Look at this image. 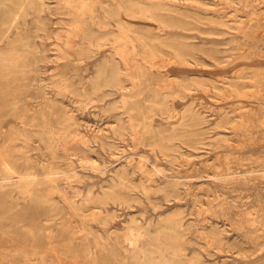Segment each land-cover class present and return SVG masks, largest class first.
I'll return each mask as SVG.
<instances>
[{"label": "rangeland", "instance_id": "374dc122", "mask_svg": "<svg viewBox=\"0 0 264 264\" xmlns=\"http://www.w3.org/2000/svg\"><path fill=\"white\" fill-rule=\"evenodd\" d=\"M82 1L87 5H80ZM138 1L157 4V18L139 17L134 25L121 28L112 11L117 0H44L41 10L31 0H0V21L13 23L8 35L19 39L16 53L24 57L0 61V126L22 129L21 138L13 141L15 147L11 144L12 179L31 181L26 191L18 185L0 188V231L18 234V242L28 237L27 228H33L39 239L49 238L34 255L12 251L10 238L0 264H49L53 259L52 264H136L147 248H156L168 259L183 258L188 264H264V82H259L260 78L264 81V0ZM253 12L259 13L257 20L251 19ZM119 17L128 19L124 11ZM237 19L253 26V33H246ZM122 31H126L125 38L113 42L125 35ZM95 33L113 39L95 48L89 41V34ZM118 45L125 48L123 52ZM7 46L0 41V50ZM36 47L45 49L43 61H33ZM252 51L256 56H249ZM112 52L123 71L137 64L145 68L136 83L126 79L124 88L116 87L106 82L108 74L97 77L98 66ZM3 71L11 74L3 77ZM173 90H179L180 97L164 98ZM122 96L127 98L125 106ZM116 100L117 108H111ZM25 109L27 115L45 116L46 124L25 125L16 116ZM44 131L57 136L50 142ZM2 168L0 164V176ZM143 171L150 175L144 172V176ZM75 206L82 207V212ZM133 216L137 222L126 229ZM178 219L183 222L181 233ZM67 223L82 237L71 238L65 230ZM208 229L218 230V236ZM211 235L218 237L215 243ZM177 245H181L179 251Z\"/></svg>", "mask_w": 264, "mask_h": 264}, {"label": "bare ground", "instance_id": "6f19581e", "mask_svg": "<svg viewBox=\"0 0 264 264\" xmlns=\"http://www.w3.org/2000/svg\"><path fill=\"white\" fill-rule=\"evenodd\" d=\"M32 2H33V4H35V7H36V9H38V10H41L42 9V6L45 4V2H44V0H31ZM86 1H88V0H86ZM186 1V0H185ZM192 1V0H191ZM199 1V0H198ZM241 1V0H240ZM243 1V0H242ZM246 1V0H245ZM117 4L116 5H114L113 7H112V11H113V14H114V16L116 17V20H117V22H118V24L121 26V28L123 27H125L126 26V24H130V25H134L135 24V22H137L138 20H140L139 19V17H144V18H152V19H154V18H157L156 17V14L154 13V9H156V7L158 6L157 4H155V5H145L144 3L142 4L140 1H138V0H117ZM174 2V1H173ZM229 2V1H228ZM232 2V1H231ZM66 3H68V2H66ZM82 4H80V5H87L86 4V2H84L83 3V1L81 2ZM161 3V2H160ZM254 3V2H253ZM92 4V3H91ZM104 4V3H103ZM199 4V3H198ZM201 4V3H200ZM247 4V3H246ZM74 5V4H73ZM47 6V5H46ZM167 6V5H166ZM79 7V6H78ZM77 7V8H78ZM87 7V6H86ZM173 7V6H172ZM82 8V7H81ZM81 8H79V11H80V9ZM184 8H185V6H184ZM68 9V8H67ZM76 9V8H75ZM83 9V8H82ZM172 9V8H171ZM173 10H174V8H173ZM83 11V10H82ZM81 11V12H82ZM121 11H124L125 12V15H126V17L128 18V19H123V18H120L119 17V13H121ZM165 12V11H164ZM175 12V11H174ZM180 13V12H179ZM222 13V12H221ZM235 13V12H234ZM62 14V13H61ZM69 14V13H68ZM70 14H73V13H70ZM217 14V13H216ZM262 14V13H261ZM258 15H259V13H257V12H253V14L251 15V19H253L254 20V18L256 19V18H258ZM17 16V15H16ZM162 17V16H161ZM226 17V16H225ZM224 17V18H225ZM263 17H264V15H263ZM221 18V17H220ZM250 18V17H249ZM241 19V18H240ZM240 19H237V21H238V24H239V26L241 27V28H243L244 29V31L246 32V33H248V32H252V31H254L251 27H253V26H251V25H246V24H244V21L243 20H240ZM49 20V19H48ZM252 20V21H253ZM257 20V19H256ZM39 22H41L40 20H39ZM69 22V21H68ZM116 22V21H115ZM250 22V21H249ZM163 24H164V22H162ZM181 23H183V22H181ZM219 23V22H218ZM233 23H235V22H233ZM222 24V23H221ZM225 25H226V23H224ZM74 25V24H73ZM165 25V24H164ZM230 27H231V25L230 24H228ZM227 25V26H228ZM253 25V24H252ZM12 26H13V23H11L10 21H0V41H4V42H6V43H8V48L7 49H5V51H3V50H0V61H21V60H23V56L22 55H20V54H18V53H16V51H17V47H16V43L19 41V39L18 38H11L10 39V37H9V35H8V33H9V31L11 30V28H12ZM183 26V25H182ZM181 26V27H182ZM71 27V26H70ZM169 27V26H168ZM76 28V27H75ZM104 28V27H103ZM165 28V27H164ZM233 28V27H232ZM60 29V28H59ZM233 29H236V28H233ZM255 29H256V27H255ZM51 30V29H50ZM61 30V29H60ZM119 30H122V29H119ZM261 30V29H260ZM67 31V30H66ZM66 31H64V33L66 32ZM124 31V30H123ZM121 32V33H126V31L125 32ZM130 31V30H129ZM128 31V32H129ZM237 31V30H236ZM264 31V30H263ZM56 32V31H55ZM53 33V34H56V33ZM111 32V31H110ZM134 32V31H133ZM165 32V31H164ZM260 32H262V31H260ZM259 32V33H260ZM59 33V32H58ZM57 33V34H58ZM67 33H68V35H67ZM135 33H137V32H135ZM201 33V32H200ZM239 33V32H238ZM246 33H244V34H246ZM253 33V32H252ZM56 34V35H57ZM67 36H69V32H66L65 33ZM141 34V33H140ZM220 34V33H219ZM243 34V35H244ZM256 34V33H255ZM56 35H54V36H56ZM142 35V34H141ZM145 35V34H144ZM248 34H246V35H244V36H247ZM257 35L259 36V34L257 33ZM58 36V35H57ZM61 36V35H60ZM116 36V35H115ZM125 36H126V34L125 35H119V36H116V38H114V40H113V42H118L119 41V39L121 40V39H124L125 38ZM163 36V35H162ZM219 36V35H218ZM251 36V37H250ZM249 38H252V35H249L248 36ZM247 37V38H248ZM57 38V37H56ZM69 39H70V36L68 37ZM147 38V37H146ZM255 39L257 38V39H259L258 37H254ZM23 39V38H22ZM67 39V38H66ZM65 39V41L67 42V40ZM113 38L112 37H110L109 36V34H106V33H95V34H89V41L94 45V47L96 46V47H104V46H106L107 45V41H109V40H112ZM150 39V38H149ZM152 39H155V37L154 38H152ZM158 39H160V38H158ZM161 39H162V37H161ZM59 40V39H58ZM131 40H132V37H131ZM141 40H142V38H141ZM167 40V39H166ZM232 40V39H231ZM63 41V40H62ZM61 41V42H62ZM235 41H236V39H235ZM64 42V41H63ZM65 42V45H67V43ZM126 42H128V41H126ZM231 42H233V41H231ZM230 42V43H231ZM110 43H112V42H110ZM134 43V42H133ZM228 43V42H227ZM10 44V45H9ZM52 44H54L55 45V43H52ZM92 44H91V46H92ZM164 44V43H163ZM166 44V43H165ZM168 44V43H167ZM56 45H58V44H56ZM55 45V46H56ZM148 45V44H147ZM179 45V44H178ZM213 45V44H212ZM53 46V45H52ZM59 46V45H58ZM68 46V45H67ZM70 46V45H69ZM72 46V45H71ZM91 46H89V51H94L93 50V48L91 47ZM167 46V45H166ZM169 46V45H168ZM173 46H175L174 44H173ZM216 46V45H215ZM95 47V48H96ZM113 47H115V46H113ZM118 48H120L119 47V45L117 46ZM134 47V46H133ZM145 47H146V45H145ZM171 48H172V46H170ZM238 47V46H237ZM239 47H241V46H239ZM238 47V48H239ZM135 48V47H134ZM155 48V47H154ZM154 48L152 47V51H154L153 53L155 54V50H154ZM59 49V48H58ZM101 49V48H100ZM113 49H115V48H113ZM121 49V51H122V49H125V48H123V47H121L120 48ZM119 49V50H120ZM173 49V48H172ZM176 49V48H175ZM174 49V50H175ZM235 49V48H234ZM241 49V48H240ZM245 49V48H244ZM248 49V48H247ZM252 49V48H251ZM251 49H248V50H246V51H250ZM254 49V48H253ZM48 50V49H47ZM118 49H116V54H117V52H119V51H117ZM178 50V49H177ZM239 50V49H238ZM44 51H45V49H43V50H40L39 48H37L36 47V54H35V57L33 58V61H43L46 57H45V54H44ZM87 51V50H86ZM120 51V52H121ZM161 51V50H160ZM234 51V50H233ZM232 51V52H233ZM237 51V50H236ZM241 51V50H240ZM242 51H244V50H242ZM258 51V50H257ZM123 52V51H122ZM162 52V51H161ZM160 52V53H161ZM175 52H177V51H175ZM201 52V51H200ZM235 52V51H234ZM233 52V53H234ZM253 52V53H252ZM252 52H250L249 53V56H250V54H255V52L254 51H252ZM153 54V55H154ZM176 54H178V55H180L179 53H176ZM225 54V53H224ZM243 54V53H242ZM119 55H121V54H119L118 53V56ZM166 55V54H165ZM183 55V54H182ZM238 55V54H237ZM150 56V55H149ZM169 56V55H168ZM170 56H172L171 55V53H170ZM169 56V57H170ZM184 56V55H183ZM188 56H190V55H188ZM210 56V55H209ZM242 56V55H241ZM247 56V55H246ZM255 56H256V54H255ZM261 56V55H260ZM55 57V56H54ZM120 57V56H119ZM208 57V56H207ZM236 57V56H235ZM234 57V58H235ZM121 58H122V56H121ZM155 58V57H154ZM153 58V59H154ZM232 59V60H235V59ZM244 58H247V57H244ZM59 59V58H58ZM61 59V58H60ZM59 59V60H60ZM185 59V58H184ZM193 59V58H192ZM223 59V58H222ZM230 59V58H229ZM236 59L238 60V57H236ZM242 59V58H241ZM248 59V58H247ZM61 60H64V59H61ZM135 60H137V59H135ZM160 60V59H159ZM166 60H169L170 61V59L169 58H167ZM172 60H173V57H172ZM171 60V61H172ZM187 60V59H186ZM218 60V59H217ZM228 60V59H227ZM231 60V59H230ZM231 60V61H232ZM236 60V61H237ZM102 61H104V62H102L99 66H98V69H97V77L98 78H100L103 74H108V77H107V79H106V82L108 83V84H110V85H114V86H116V87H123V82H124V80H126V79H128V80H130V82H132L133 84L134 83H136V81H137V79H138V76H139V74L141 73V72H143V69H145V68H142V66H141V64H137V65H135L134 66V68H127L125 71H123L122 69H121V67L119 66V64H118V62H117V59L115 58V56H114V53L112 52V54H111V57L110 58H105L104 60H102ZM124 61V60H123ZM133 61V60H132ZM155 61V60H154ZM162 61V60H161ZM219 61H222V60H219ZM224 61H226V60H224ZM137 62V61H136ZM163 62V61H162ZM186 62H188V61H186ZM190 62V61H189ZM206 62V61H205ZM204 62V63H205ZM227 62V61H226ZM124 63V62H123ZM133 63H134V61H133ZM215 63H218V62H215ZM222 64H224V63H222ZM221 64V65H222ZM125 65H128V63H126ZM150 65H151V63H150ZM193 65V64H192ZM219 65V64H218ZM228 65V64H227ZM22 66V65H21ZM152 66H153V64H152ZM211 66V65H210ZM216 67V66H215ZM243 67V66H242ZM246 67V66H245ZM253 67L254 66H252V68L251 69H253ZM153 68V67H152ZM255 68V67H254ZM260 68V67H259ZM160 69H161V66H160ZM250 69V70H251ZM261 69V68H260ZM264 69V68H263ZM240 70V69H239ZM247 70V69H246ZM235 71V70H234ZM249 71V70H248ZM254 71L256 72V70L254 69ZM257 71H261V70H257ZM262 71H264V70H262ZM262 71H261V73H262ZM3 72H5V73H2V75H3V77H5V76H9V74H11V71H3ZM13 72V71H12ZM242 72V71H241ZM244 72V71H243ZM245 73V72H244ZM244 73H243V75H244ZM250 74V73H249ZM252 74H254V73H252ZM257 74V73H256ZM258 75H260V74H258ZM263 75V74H262ZM169 76V75H168ZM236 76V75H235ZM241 76V75H240ZM250 76V75H249ZM253 76V75H252ZM254 76H255V74H254ZM257 76V75H256ZM264 76V75H263ZM234 77V76H233ZM244 77H245V75H244ZM259 77H261V76H258L257 78H259ZM203 78V77H202ZM225 78V77H224ZM240 78H242V77H240ZM245 78H248V77H245ZM250 78V77H249ZM254 78H256V77H254ZM173 79V78H172ZM172 79H170V80H172ZM178 79V78H177ZM220 79V78H219ZM227 79V78H226ZM263 79V78H262ZM174 80V79H173ZM225 80V79H224ZM230 80V79H229ZM243 80V79H242ZM245 80V79H244ZM247 80V79H246ZM185 81V80H184ZM226 81V80H225ZM228 81V80H227ZM226 81V82H227ZM240 81V80H239ZM252 81H254L253 79H252ZM257 81H258V79H257ZM211 82V81H210ZM224 82V81H223ZM251 82V81H250ZM259 82H264V81H261V78H260V81ZM139 83H140V81H139ZM212 83V82H211ZM234 83V82H233ZM254 83H255V81H254ZM184 84H185V82H184ZM184 84H182V85H184ZM225 84V83H224ZM228 84H230V83H228ZM238 84V83H237ZM240 84V83H239ZM259 84V83H258ZM130 85V84H129ZM160 84H158L157 86H159ZM198 85V84H197ZM203 85V84H202ZM232 85H234V84H232ZM242 85V84H241ZM244 85V84H243ZM246 85H247V83H246ZM256 85V84H255ZM255 85H253V86H255ZM260 85V84H259ZM258 85V86H259ZM264 85V84H263ZM125 86V85H124ZM170 86V85H169ZM199 86V85H198ZM204 86V85H203ZM208 86V85H207ZM238 86V85H237ZM245 86V85H244ZM160 87H161V85H160ZM188 87V86H187ZM200 87V86H199ZM216 87V86H215ZM225 87V86H224ZM223 87V88H224ZM229 87H231L230 85H229ZM236 87V86H235ZM246 87H248V86H246ZM249 87H250V85H249ZM256 87V86H255ZM254 87V88H255ZM124 88V87H123ZM155 88V87H154ZM203 88V87H202ZM205 88H206V86H205ZM208 88H209V86H208ZM222 87H220V89H221ZM237 88V87H236ZM257 88V87H256ZM264 88V87H263ZM121 89V88H120ZM135 89V88H134ZM157 89V88H156ZM155 89V90H156ZM161 89V88H160ZM177 89V88H176ZM204 89V88H203ZM217 89V88H216ZM225 89V88H224ZM251 90H252V88H250ZM249 89V90H250ZM162 90V89H161ZM205 90H207V89H205ZM226 90V89H225ZM228 90V89H227ZM226 90V91H227ZM234 91H235V89H233ZM242 90H243V88H242ZM249 90H245V91H249ZM256 90V89H255ZM263 90V89H262ZM154 91V90H153ZM177 90H173V91H170V92H164L165 93V97L164 98H166L168 95H174V97L176 96V95H180L178 92H179V90H178V92H176ZM219 91V90H218ZM233 91V92H234ZM245 91H244V93H245ZM256 91H258V90H256ZM190 92V91H189ZM208 92V91H207ZM210 92H212V91H210ZM220 92V91H219ZM236 92V91H235ZM252 92V91H251ZM154 93V92H153ZM222 93V92H221ZM224 93V92H223ZM227 93V92H226ZM230 93V92H229ZM228 93V94H229ZM238 93V92H237ZM253 93H255V91L253 92ZM261 92L259 91V94H260ZM155 94V93H154ZM236 94V93H235ZM247 94V93H246ZM246 94H244V95H246ZM252 94V93H251ZM159 95V93L158 92H156V96H158ZM210 95V94H209ZM219 95V94H218ZM224 95V94H223ZM240 95H241V93H240ZM248 95V94H247ZM107 96H109L108 94H107ZM214 96V95H213ZM215 96H216V94H215ZM224 96H226V95H224ZM230 96H232V95H230ZM238 96H239V94H238ZM249 96V95H248ZM261 96H263V98H264V95L262 94ZM124 96H122V99H123V106H125L126 105V103H127V98H123ZM169 97H171V96H169ZM180 97V96H179ZM184 97H186V96H184ZM218 97H220V96H218ZM228 97V96H227ZM226 97V98H227ZM243 97V96H242ZM249 97H251V96H249ZM257 97V96H256ZM134 98V97H133ZM155 98V97H154ZM216 98V97H215ZM231 98V97H230ZM54 99V98H53ZM56 99V98H55ZM220 99V98H219ZM256 99V98H255ZM150 100H151V98H150ZM150 100H149V102H150ZM257 100V99H256ZM94 101H96V100H94ZM152 101V100H151ZM85 102V101H84ZM114 102H116V103H112V105H111V108H117V100L116 101H114ZM168 102V101H167ZM219 102V101H218ZM221 102V101H220ZM193 103V102H192ZM192 103H190V104H192ZM240 103V102H239ZM160 104V103H159ZM163 105H165V103L163 102ZM193 105V104H192ZM240 105V104H239ZM264 105V104H263ZM30 106V105H29ZM166 106V105H165ZM257 106H260V105H257ZM120 107V106H119ZM118 107V108H119ZM167 107V106H166ZM243 107V106H242ZM246 107V106H245ZM263 107V106H262ZM261 107V108H262ZM168 108V107H167ZM249 108V107H248ZM251 108V107H250ZM121 109V108H120ZM207 109V108H206ZM225 109V108H224ZM112 110V109H111ZM132 110V109H131ZM192 110V109H191ZM190 110V111H191ZM239 110V109H238ZM70 111V110H69ZM167 111H169V110H167ZM188 111V110H187ZM221 111H223V110H221ZM240 111V110H239ZM256 111V110H255ZM254 111V112H255ZM162 112V111H161ZM263 112V111H262ZM261 112V113H262ZM27 113H28V110H24V111H17V114H16V116L20 119V121L21 122H23L25 125H38V123L37 122H39V121H41V125H45L46 124V122H45V116H43L42 117V119H39L37 116H35V114H33V115H27ZM124 113V112H123ZM264 114V113H263ZM253 115V114H252ZM241 116V115H240ZM244 116V115H243ZM131 117V116H130ZM129 117V118H130ZM246 116H244L243 118H245ZM263 117V116H262ZM76 118V117H75ZM205 118V117H204ZM249 118V117H248ZM131 119H132V117H131ZM130 119V120H131ZM240 119V118H239ZM239 119L238 120H236V123H237V121H239ZM264 119V118H263ZM129 120V119H128ZM181 120V119H180ZM248 120V119H247ZM137 121V120H136ZM249 121V120H248ZM124 122H125V120H124ZM140 123V122H139ZM186 123V122H185ZM232 123H235V122H232ZM245 123V122H244ZM244 123H243V126H244ZM249 123V122H248ZM264 123V122H263ZM114 124H116V123H114ZM125 124V123H124ZM130 124H131V121H130ZM241 124V123H240ZM239 123H238V126L237 127H240L239 125H240ZM133 125V124H132ZM171 125H173V124H171ZM220 125V124H219ZM263 125V124H262ZM133 126H135V125H133ZM174 126V125H173ZM52 128L54 127V126H51ZM226 127V126H225ZM244 127H246V124H245V126ZM77 128V127H76ZM136 128V127H135ZM134 127H133V130H136ZM236 128V127H235ZM240 128H242V126L240 127ZM3 129V130H2ZM70 128H67V130H69ZM122 129H124V128H122ZM238 129V128H237ZM20 130H22L21 128H19V127H17L16 125H13V126H11L10 128H8L7 130H5L4 129V127H2V126H0V138H1V140H0V156H2V159H1V161H0V164L3 166V168H2V176H0V188H4V187H9V186H13V185H18V186H20L21 188H23V190L24 191H26L28 188H29V186H30V182L31 181H29L28 179H25V178H23V180L22 181H19V182H14L13 181V166L11 165V162L13 161V154H12V148H11V144H12V142L13 141H15L16 139H19V138H21L20 137V135H21V132H20ZM76 131H77V129H75ZM168 130V129H167ZM172 130H173V127H172ZM169 131H171V129L169 130ZM194 131V130H193ZM245 131V130H244ZM65 132V131H64ZM118 132V131H117ZM128 132H129V130H128ZM166 132V131H165ZM168 132V131H167ZM176 132V131H175ZM190 132V131H189ZM44 133L48 136V138H49V140H50V142L51 141H53L54 140V138L57 136L56 135V132H53V131H50V132H48V131H44ZM137 133V132H136ZM136 133H134L135 134V136H136ZM212 133V132H211ZM71 134H73V133H71ZM101 134V133H100ZM122 134V133H121ZM132 134V133H131ZM130 134V135H131ZM161 134H163L162 132H161ZM125 135V134H124ZM138 135V134H137ZM183 135V134H182ZM222 135V134H221ZM224 135V134H223ZM22 136V135H21ZM120 136V135H119ZM25 137V136H24ZM168 137V136H167ZM167 137H166V139H167ZM176 137H177V135H176ZM124 138V137H123ZM136 138V137H135ZM184 138V137H183ZM137 139H138V137H137ZM151 139V138H150ZM171 139V138H170ZM173 139H174V135H173ZM242 139V138H241ZM261 139V138H260ZM78 140H79V138H78ZM140 140H141V138H140ZM17 141V140H16ZM156 141V140H155ZM3 142V143H2ZM171 142V141H170ZM238 142V141H237ZM253 142V141H252ZM2 143V144H1ZM14 143L15 142H13V146H14ZM17 143V142H16ZM71 143V142H70ZM114 143V142H113ZM113 143H111V144H113ZM154 143H156V142H154ZM232 143V142H231ZM239 143V142H238ZM72 144H74V143H72ZM84 143H82V145H83ZM129 144V143H128ZM1 145H3V146H1ZM20 145V144H19ZM18 145V146H19ZM106 145V144H105ZM115 145V144H114ZM151 145V144H150ZM154 145V144H153ZM235 145H236V143H235ZM243 145V144H242ZM72 146H74V145H72ZM160 146V145H159ZM158 146V147H159ZM176 146V145H175ZM174 146V147H175ZM179 145H177V147H178ZM209 146V145H208ZM244 146V145H243ZM2 147V148H1ZM15 147V146H14ZM70 147V146H69ZM74 147H77V146H74ZM80 147V146H79ZM89 147V146H88ZM110 147V146H109ZM112 147V146H111ZM168 147V146H167ZM171 147V146H170ZM173 147V148H174ZM239 147V146H238ZM241 147V146H240ZM16 148H17V146H16ZM22 148V147H21ZM78 148V147H77ZM116 148V147H115ZM172 148V147H171ZM196 148H197V146H196ZM18 150H20V149H18ZM70 150H74V149H70ZM78 150V149H77ZM76 150V151H77ZM80 150V149H79ZM93 150V149H92ZM174 150V149H173ZM69 151V150H68ZM167 151V150H166ZM177 151V150H176ZM79 152V151H78ZM24 153V152H23ZM72 153V152H71ZM74 153H76V152H73V155H74ZM85 153V152H84ZM83 153V154H84ZM86 154V153H85ZM252 154V153H251ZM72 155V154H71ZM218 155V154H217ZM56 157V156H55ZM65 157V156H64ZM84 157H86V156H84ZM87 157H89L90 158V156H87ZM86 157V158H87ZM175 157V156H174ZM193 157V156H192ZM56 159H57V157H56ZM66 159V158H65ZM91 159V158H90ZM149 159V158H148ZM192 159V158H191ZM66 160H68V159H66ZM81 160V159H80ZM134 160H136V159H134ZM139 160V159H138ZM172 160V159H171ZM170 160V161H171ZM175 160V159H174ZM220 160V159H219ZM239 160H241V159H239ZM81 161H83V159L81 160ZM86 161H87V159H86ZM93 161H95V160H93ZM126 161H128V160H126ZM190 161V160H189ZM243 161V160H242ZM246 161V160H245ZM78 162V161H77ZM85 161H83V164H85L84 163ZM90 162V161H89ZM139 162V161H138ZM187 162V161H186ZM219 162V161H218ZM88 163V162H87ZM97 163V162H96ZM131 163V162H130ZM140 163V162H139ZM212 163V162H211ZM92 164H95V163H91V165H90V167L92 166ZM174 164V163H173ZM51 165V164H50ZM131 165V164H130ZM138 165V164H137ZM185 165V164H184ZM66 166H67V164H66ZM138 166H141V163H140V165H138ZM182 166V165H181ZM58 167V166H57ZM71 167V166H70ZM93 167V166H92ZM94 167H96V165L94 166ZM97 167H98V165H97ZM208 167V166H207ZM123 169L124 167H120V169ZM134 168V167H133ZM142 168H143V166H142ZM230 168V167H229ZM68 169H69V167H68ZM121 169V170H122ZM140 169H141V167H140ZM145 169V168H144ZM51 170H53V169H51ZM54 170H55V168H54ZM65 170V169H64ZM120 170V171H121ZM149 170V169H148ZM237 170V169H236ZM123 171V173L122 174H124V170H122ZM155 171V170H154ZM153 171V172H154ZM119 172V171H118ZM144 172H146V171H143V174H144ZM150 172V171H149ZM149 172H146V173H148L149 175H150V173ZM156 172V171H155ZM154 172V173H155ZM190 172V171H189ZM73 174H74V171L72 172ZM76 173V172H75ZM105 173V172H104ZM121 173V172H120ZM73 174H71L72 175V177H74L73 176ZM151 174H153V173H151ZM155 174H157V173H155ZM186 174V173H185ZM190 174V173H189ZM69 175H70V173H69ZM70 175V176H71ZM75 175V174H74ZM120 175V174H119ZM118 175V176H119ZM158 175V174H157ZM187 175V174H186ZM59 176V175H58ZM68 176V175H67ZM69 176V177H70ZM116 176V175H115ZM144 176H146L145 174H144ZM148 176V175H147ZM25 177V176H24ZM49 177V176H48ZM72 177H70V180H71V178ZM76 177H78V176H76ZM122 177V176H121ZM126 177H128V176H126ZM155 177H157V176H155ZM246 177V176H245ZM120 178V177H119ZM124 178V177H123ZM123 178H122V180H123ZM129 178V177H128ZM58 179V178H57ZM130 179V178H129ZM141 179V178H140ZM147 179V178H146ZM168 179V178H167ZM166 179V180H167ZM47 180H49V179H47ZM79 180V179H78ZM147 180H149L150 181V179H147ZM153 179H152V176H151V181H152ZM69 181V180H68ZM115 181V179H113V182ZM150 181V182H151ZM175 181H176V179H175ZM124 182V181H123ZM153 182V181H152ZM172 182V181H171ZM253 182V181H252ZM116 183H117V181H116ZM132 183H135V182H132ZM132 183H130V185L132 184ZM140 183V182H139ZM154 183V182H153ZM156 183V182H155ZM157 183L159 184V182L157 181ZM173 183V182H172ZM178 183V182H177ZM146 185V183L144 182L143 183V185ZM170 184V183H169ZM176 184V183H175ZM242 184V183H241ZM100 185H102V184H100ZM123 185V187H126V188H129L130 189V187H128V186H124V184H122ZM150 185V184H149ZM157 185V184H156ZM186 185V184H185ZM110 186V185H109ZM119 186V185H118ZM136 186H137V184H136ZM165 186V185H164ZM167 186V185H166ZM169 186V185H168ZM174 186V185H173ZM178 186V185H177ZM113 187V186H112ZM138 187H139V185H138ZM144 187V186H143ZM150 187V186H149ZM157 187H160V186H158L157 185ZM170 187V186H169ZM175 187V186H174ZM57 188V187H56ZM135 188V187H134ZM137 188V187H136ZM135 188V189H136ZM146 188V187H145ZM152 188H155V187H153L152 186ZM151 188V189H152ZM166 188V187H165ZM212 188V187H211ZM254 188V187H253ZM62 189V188H61ZM138 189V188H137ZM140 189V188H139ZM144 189V188H143ZM147 189V188H146ZM151 189H149V190H151ZM167 189H168V187H167ZM172 189V188H171ZM171 189H170V192H171ZM57 190V189H56ZM64 190V189H63ZM62 190V191H63ZM104 190V189H103ZM153 190V189H152ZM169 190V189H168ZM198 190V189H197ZM203 190V189H202ZM228 190V189H227ZM58 191H59V193L61 192L59 189H58ZM154 191V190H153ZM161 191H162V189H161ZM210 191V190H209ZM72 193H73V191H71ZM173 192V191H172ZM30 193V192H29ZM80 193V192H79ZM168 193V192H167ZM174 193V192H173ZM209 193V192H208ZM171 194V193H170ZM175 194V193H174ZM188 194V193H187ZM197 194V193H196ZM62 195V194H61ZM60 195V196H61ZM65 195V194H64ZM126 195H128V194H126ZM145 195V194H144ZM149 195V194H148ZM166 195V194H165ZM63 196V195H62ZM78 196V195H77ZM116 196H118L119 197V195H116ZM64 197V196H63ZM68 197V196H67ZM183 197V196H182ZM73 198V197H72ZM121 198V197H120ZM62 199V198H61ZM85 199H87V197L85 198ZM122 199V198H121ZM124 199H126V197L124 198ZM130 199H132V198H130ZM213 199V198H212ZM211 199V200H212ZM246 199V198H245ZM134 200V199H133ZM150 200V199H149ZM171 200V199H170ZM80 201V200H79ZM86 201V200H85ZM125 201H128V200H125ZM162 201V200H161ZM168 201V200H167ZM210 201V200H209ZM47 202V201H46ZM49 202V201H48ZM154 202H155V200H154ZM233 202V201H232ZM86 203H89V199H87V201H86ZM85 204V203H84ZM90 204V203H89ZM94 204V203H93ZM92 204V205H93ZM95 205H96V203H95ZM159 205V204H158ZM63 206V205H62ZM192 206H194V205H192ZM76 207V206H75ZM101 207V206H100ZM91 208V207H90ZM96 208V207H95ZM179 208V207H178ZM205 208H206V206H205ZM240 208V207H239ZM251 208V207H250ZM255 208V207H254ZM76 209H77V211L78 212H82V210H83V208L81 207H76ZM105 209V208H104ZM193 209V208H192ZM201 209V208H200ZM259 209H260V207H259ZM100 210H101V208H100ZM100 210H98L97 212H96V209H95V213H100ZM175 210V209H174ZM245 210V209H244ZM86 211V210H85ZM227 211V210H226ZM247 211V210H246ZM250 211V210H249ZM252 211H254V210H252ZM215 212V211H214ZM90 212H88V214H89ZM94 213V214H95ZM177 213H179V212H177ZM246 213V212H245ZM249 213V212H248ZM247 213V214H248ZM80 214V213H79ZM91 214V213H90ZM101 214V213H100ZM92 215V214H91ZM179 215H181V214H179ZM213 215V214H212ZM258 215H260L259 213H258ZM54 216V215H53ZM52 216V217H53ZM56 216V215H55ZM54 216V217H55ZM71 216V215H70ZM174 216H176L177 217V215H174ZM173 216V217H174ZM243 216V215H242ZM66 217V216H65ZM69 217V216H68ZM84 217V216H83ZM97 217V216H96ZM134 217V216H133ZM179 217V216H178ZM177 217V218H178ZM181 217V220L183 221V219H182V216H180ZM179 217V218H180ZM85 218V217H84ZM84 218H83V220H84ZM71 219H73V218H71ZM132 219V218H131ZM162 219V218H161ZM167 219V218H166ZM175 219V218H174ZM235 219V218H234ZM62 220V219H61ZM60 220V221H61ZM64 220V219H63ZM74 220V219H73ZM136 220V217H134L133 218V220H132V222H129V223H126L127 225H126V227H129V228H126V229H130L131 230V226L133 225V224H135V222H137V221H135ZM158 220V219H157ZM180 219H178V222H177V224H178V226H179V228H180V233L181 232H183V222L181 221ZM236 220V219H235ZM248 220V219H247ZM260 220V219H259ZM47 221V220H46ZM45 221V222H46ZM168 221V220H167ZM251 221H252V219H251ZM48 222V221H47ZM83 222V221H82ZM82 222H80V223H82ZM154 222V221H153ZM174 222V221H173ZM173 222L171 223V225L173 224ZM206 222V221H205ZM253 222H255V221H253ZM72 223H75V220H74V222H72ZM160 223V222H159ZM170 223V222H169ZM253 224V223H252ZM255 225H259L260 223H258V222H256V223H254ZM65 225V224H64ZM71 225H74V224H71ZM76 225V224H75ZM159 225V224H158ZM174 225V224H173ZM172 225V227H174ZM217 225V224H216ZM243 225V224H242ZM242 225L240 226V227H242ZM159 226H161V225H159ZM166 226V225H165ZM170 228H172L171 226H170V224L168 225ZM219 226V225H218ZM74 227V226H73ZM79 227V226H78ZM134 227V226H133ZM136 227V226H135ZM162 228H163V226H161ZM161 227L160 228H158V230L159 229H161ZM176 227V226H175ZM174 227V228H175ZM256 227V226H255ZM259 227V226H258ZM25 228V227H24ZM156 228V229H157ZM173 228V229H174ZM214 228V227H213ZM243 228V227H242ZM251 228H252V226H251ZM76 229V228H75ZM79 228H77V230H78ZM133 229V228H132ZM216 229V228H215ZM244 229V228H243ZM46 230V229H45ZM65 230H67L68 232H69V234H70V237L71 238H73V236L75 235L76 237L77 236H81L82 237V235L80 234V233H78V231H75L68 223L65 225ZM124 230V229H123ZM167 230H169V228L167 229ZM209 231H210V229H208ZM221 230V229H220ZM220 230H219V232H220ZM223 230V229H222ZM221 230V231H222ZM245 230V229H244ZM252 230V229H251ZM257 230H259V229H257ZM47 231V230H46ZM79 231H81V230H79ZM82 231H84L83 229H82ZM111 231V230H110ZM134 231H135V229H134ZM202 231H204V230H202ZM253 231V230H252ZM26 234L28 235V237H24V240L22 241V242H18L19 240H20V236L18 235V234H16L15 236L13 235V233H11V232H4V231H0V254H3L7 249H9L10 248V238L13 240V243H12V245H11V247H12V251L14 250V251H22L25 255H34V254H37L38 253V251H39V249H40V247H41V244L42 243H44L46 240H48L47 239V236H44V238L43 239H39V238H37V236L35 235V233H34V230H33V228H27L26 229ZM48 232V231H47ZM49 232H50V230H49ZM85 232V231H84ZM171 232V231H170ZM177 232H179V231H177ZM213 232V231H212ZM211 231H210V234L212 233ZM216 234H217V236H218V230H217V232H216V230L214 231ZM213 232V233H214ZM110 233V232H109ZM134 233V232H133ZM160 233H162V232H159V234ZM164 233H166V232H164ZM222 233V232H221ZM221 233H219V234H221ZM158 234V235H159ZM204 234H206V233H204ZM260 234V233H259ZM52 235V234H51ZM110 235V234H109ZM108 235V236H109ZM133 235V234H132ZM179 235H181V234H179ZM209 235V234H208ZM222 235V234H221ZM255 235V234H254ZM253 235V236H254ZM48 236L50 237V234H48ZM100 236V235H99ZM182 236V235H181ZM203 236H205V235H203ZM212 236V235H211ZM217 236H215L216 237V240H218L217 238ZM252 236V235H251ZM46 237V238H45ZM156 237V236H155ZM160 237V236H159ZM209 237V236H208ZM208 237L206 238V241L208 240H210V237H209V239H208ZM215 237H213L212 236V238L213 239H211L210 241H213V243H215L216 242V240H215V242H214V238ZM80 238V237H79ZM107 238V237H106ZM169 238V237H168ZM183 238V237H182ZM70 239V238H69ZM78 239V238H77ZM94 239H97V238H94ZM102 239V238H101ZM138 239H139V237H138ZM156 239V238H155ZM176 239V238H175ZM260 239V238H259ZM98 240V239H97ZM104 240V239H103ZM184 240V239H183ZM195 240V239H194ZM201 240V239H200ZM257 240H258V238H257ZM95 241V240H94ZM189 241V240H188ZM187 241V242H188ZM258 241H260V240H258ZM174 242H175V240H174ZM190 242H192L191 240H190ZM195 242V241H194ZM264 241H262V243H263ZM50 243V242H49ZM70 243V242H69ZM97 243V242H96ZM211 243V242H210ZM213 243H212V245H213ZM220 243V242H219ZM231 243V242H230ZM243 243V242H242ZM130 245H131V243H130ZM96 246V245H95ZM103 246V245H102ZM166 245H165V243H164V247H165ZM180 246L181 245H177L176 246V249H177V251H179L180 250ZM201 246V245H200ZM203 246V245H202ZM210 246V245H209ZM218 246V245H217ZM230 246V245H229ZM236 246V245H235ZM105 247V246H104ZM258 247H259V245H258ZM258 247H257V249H258ZM260 247H261V245H260ZM206 248H207V246H206ZM209 248V247H208ZM212 248V247H211ZM94 249H95V247H94ZM136 250V249H135ZM50 251V250H49ZM86 251V250H85ZM220 251H221V249H220ZM258 251V250H257ZM51 252V251H50ZM52 252H54V251H52ZM126 252V251H125ZM187 252V251H186ZM219 252V251H218ZM12 253V252H11ZM185 252H183V254H184ZM211 253V252H210ZM261 253V252H260ZM95 254V253H94ZM143 254V257H141V258H139L138 259V261H137V263L136 264H188V261H186L185 259H183V258H180V257H174V258H172V259H168L163 253H158V251H157V249L156 248H147V249H145L144 250V252L142 253ZM182 254V253H181ZM137 256L136 257H138V254H136ZM208 255H209V252H208ZM188 256V255H187ZM1 257V256H0ZM94 257H95V255H94ZM52 258H54V257H52ZM193 258V257H192ZM48 259V258H47ZM191 259V258H190ZM49 260V262H50V258L48 259ZM2 261V260H1ZM51 261H52V259H51ZM53 261H54V259H53ZM53 261H52V263H53ZM192 260H190V262H191ZM34 263V262H33ZM46 263V262H45ZM48 263V262H47ZM51 262L49 263V264H52ZM44 264V263H43ZM192 264V263H191ZM195 264V263H194ZM197 264V263H196Z\"/></svg>", "mask_w": 264, "mask_h": 264}]
</instances>
